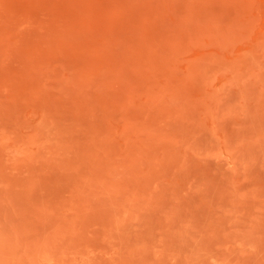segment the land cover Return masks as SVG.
I'll return each mask as SVG.
<instances>
[{"label":"rangeland","instance_id":"obj_1","mask_svg":"<svg viewBox=\"0 0 264 264\" xmlns=\"http://www.w3.org/2000/svg\"><path fill=\"white\" fill-rule=\"evenodd\" d=\"M0 264H264V0H0Z\"/></svg>","mask_w":264,"mask_h":264}]
</instances>
